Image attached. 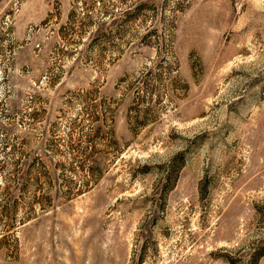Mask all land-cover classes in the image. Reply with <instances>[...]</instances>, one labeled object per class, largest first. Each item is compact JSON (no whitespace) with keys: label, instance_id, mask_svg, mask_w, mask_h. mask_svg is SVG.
I'll return each instance as SVG.
<instances>
[{"label":"rangeland","instance_id":"374dc122","mask_svg":"<svg viewBox=\"0 0 264 264\" xmlns=\"http://www.w3.org/2000/svg\"><path fill=\"white\" fill-rule=\"evenodd\" d=\"M4 184L25 221L0 217V264H245L264 0H0Z\"/></svg>","mask_w":264,"mask_h":264},{"label":"trees","instance_id":"16d2710c","mask_svg":"<svg viewBox=\"0 0 264 264\" xmlns=\"http://www.w3.org/2000/svg\"><path fill=\"white\" fill-rule=\"evenodd\" d=\"M181 1H183L184 3V0H181ZM143 4L144 3H141L140 5H138L134 9L135 12L141 10V8H143ZM177 156L178 157L176 158L178 159L180 157V160L176 164H175L176 159L173 161L174 163L172 164V166H170V169L168 170L165 176V181H164L165 183H163L164 188H162L164 189L165 194L174 187L179 177L180 170L183 168V165H184L183 160L181 159L182 154H178ZM9 188L10 186L8 187L5 184L2 186L0 185V217L9 218L12 220L13 216L16 214L18 210L17 205L16 203L11 204L10 201L9 202L7 201L6 203L3 202L5 198L11 195ZM46 208L47 206H45V204H41V209H46ZM14 218L15 220L12 224H10L9 230H14V228L17 227L18 224H22L25 221L24 219L16 218V216H14ZM262 257H264V238L256 246V248H254L252 252L249 253V256L246 259L245 264H259V261ZM224 259L228 264L236 263V261H234L233 258L226 257Z\"/></svg>","mask_w":264,"mask_h":264}]
</instances>
